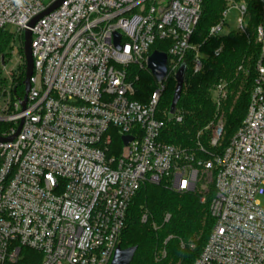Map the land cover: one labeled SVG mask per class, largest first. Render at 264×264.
Here are the masks:
<instances>
[{
  "label": "built area",
  "instance_id": "2783aa9c",
  "mask_svg": "<svg viewBox=\"0 0 264 264\" xmlns=\"http://www.w3.org/2000/svg\"><path fill=\"white\" fill-rule=\"evenodd\" d=\"M55 1L0 0V30H14L11 41L22 49L28 23ZM201 2L65 0L30 29L33 68L24 108V94L13 93L17 69L0 91L6 126L0 138L14 136L21 124L13 141L0 143V264H110L131 200L142 186L159 183L197 193L201 204L213 189L214 224L193 264H264V48L245 116L221 150L218 114L205 129L209 149L198 146L206 158L160 141L164 122L156 109L169 81L175 83L190 51L194 72L201 67L191 44ZM224 4L209 35H219L230 9L239 15L234 32L247 35L244 2ZM156 42L169 44L167 73L141 104L132 71H147ZM257 42L264 44L261 27ZM224 96L218 86L217 110ZM116 136L132 138L126 147L121 141L119 154Z\"/></svg>",
  "mask_w": 264,
  "mask_h": 264
},
{
  "label": "trees",
  "instance_id": "16d2710c",
  "mask_svg": "<svg viewBox=\"0 0 264 264\" xmlns=\"http://www.w3.org/2000/svg\"><path fill=\"white\" fill-rule=\"evenodd\" d=\"M244 2L247 11V35L229 32L210 36L225 9L224 0H202L199 21L194 29L191 44L197 48L200 70L194 72L195 53L190 51L181 63L185 77L180 99L176 106L179 123L169 115L175 83L169 81L156 109V118L164 122L160 141L186 151L195 158H206L198 146L208 147L206 127L221 115L224 121L221 150L241 124L256 79L257 65L262 60L264 44L257 42V29L264 30V6L258 0ZM11 35L0 30V55L6 56ZM169 44L156 42L151 51L168 54ZM216 51H219L215 54ZM22 55V49L20 48ZM170 59V57H169ZM18 73L14 96L24 94V66ZM239 68H241L239 70ZM139 80L135 85L134 100L146 104L155 88V80L147 71H132ZM223 87L225 94L216 108L214 90ZM201 133L199 138L197 135ZM115 153L121 150V136L113 138ZM211 190L201 204L197 193H175L163 183L146 184L140 188L127 209L125 226L118 246L121 249L136 247L131 264H193L201 253L214 221L209 212ZM147 219L141 222L142 215ZM166 217L168 219L166 220ZM30 256L31 253L24 251Z\"/></svg>",
  "mask_w": 264,
  "mask_h": 264
},
{
  "label": "water",
  "instance_id": "95a60500",
  "mask_svg": "<svg viewBox=\"0 0 264 264\" xmlns=\"http://www.w3.org/2000/svg\"><path fill=\"white\" fill-rule=\"evenodd\" d=\"M65 0H56L52 5H50L46 10H44L41 14L33 18L27 25V28L23 31V39H22V56L24 60V69H25V75H24V81H23V87H24V95L23 100L21 102L22 108L25 106L26 102V96L29 91V80L32 74V57H31V31L30 29L33 28V26L39 21L41 18L47 16L48 14L55 11ZM114 46L116 49L119 48L120 43V35L115 33L114 34ZM167 56L164 53H160L157 51H153L150 56L147 59V71L150 73V75L154 78L155 82L161 83L167 73ZM184 77H185V66L182 64L179 69L177 70L174 80H175V87L173 90L172 98H171V104L169 107V115L172 116L176 113V106L178 104V101L181 96V92L183 89V83H184ZM21 128V124L19 125L18 129L16 130V133L14 136L8 138V139H2L0 138V143L2 142H11L13 141L16 136L19 134ZM123 146H127L131 141V137H122L121 138ZM136 253V247H130L126 249H121L119 246L115 249L110 264H131L133 257Z\"/></svg>",
  "mask_w": 264,
  "mask_h": 264
},
{
  "label": "rangeland",
  "instance_id": "374dc122",
  "mask_svg": "<svg viewBox=\"0 0 264 264\" xmlns=\"http://www.w3.org/2000/svg\"><path fill=\"white\" fill-rule=\"evenodd\" d=\"M44 5H47L49 3V0H40ZM239 18V15L234 9L228 10L224 22V26L222 30L219 32V35H226L229 32H234L236 30L237 26V19ZM247 20L245 19V22ZM7 32L9 34H13L14 30L11 28L7 29ZM20 42L17 40L15 42L11 41L10 43V50L7 51V55L4 56V60H0V65H4L5 69L2 70L0 68V91H1V86L3 85V81H5V77H7V73L13 69L16 70L17 72L21 71V66H22V59H21V52H20ZM1 56V55H0ZM134 71H137L136 69H133ZM6 129V126L4 124H0V131H3ZM213 194V189L209 188ZM213 197V196H212ZM30 259V258H29Z\"/></svg>",
  "mask_w": 264,
  "mask_h": 264
}]
</instances>
